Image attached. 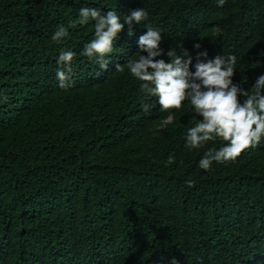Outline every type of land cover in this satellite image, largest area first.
Wrapping results in <instances>:
<instances>
[{
	"label": "trees",
	"instance_id": "16d2710c",
	"mask_svg": "<svg viewBox=\"0 0 264 264\" xmlns=\"http://www.w3.org/2000/svg\"><path fill=\"white\" fill-rule=\"evenodd\" d=\"M81 7H144L162 47L235 54L245 88L264 73V0H0V264H264V140L199 169L225 142L189 150L191 108L161 111L117 70L148 22L125 25L103 70L81 54L92 24L51 39Z\"/></svg>",
	"mask_w": 264,
	"mask_h": 264
},
{
	"label": "clouds",
	"instance_id": "9594fccd",
	"mask_svg": "<svg viewBox=\"0 0 264 264\" xmlns=\"http://www.w3.org/2000/svg\"><path fill=\"white\" fill-rule=\"evenodd\" d=\"M212 2L222 8L228 0ZM149 17L144 7L132 9L123 16L117 10L105 12L96 7H81L77 20L67 26L58 25L51 39L63 44L71 37L70 28L92 24L93 38L84 43L81 54L106 70L108 57L114 54V46L125 25L132 30L133 24L148 22L146 30L136 40L139 54L128 58L117 70L139 81L140 92L148 100L154 97L161 111L191 108L198 119L184 136L185 147L189 150L205 148L209 142H225L218 148L207 147L198 161V168L209 171L214 163L235 162L242 152L260 145L264 140V73L255 78L250 88H245L233 79L238 71L235 54H216L210 58L206 49L192 54L185 48L180 53L175 48H164L162 30L152 26ZM193 47L201 49L202 46L194 43ZM260 54L262 58V50ZM76 59L77 52L71 48L59 51L56 79L61 89H68L69 73ZM151 107L143 104L145 112ZM171 119L170 113L165 121L171 123ZM186 183L192 186L193 182Z\"/></svg>",
	"mask_w": 264,
	"mask_h": 264
}]
</instances>
